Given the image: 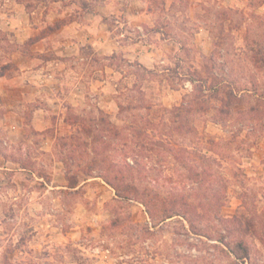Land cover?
Returning <instances> with one entry per match:
<instances>
[{
  "label": "rangeland",
  "instance_id": "rangeland-1",
  "mask_svg": "<svg viewBox=\"0 0 264 264\" xmlns=\"http://www.w3.org/2000/svg\"><path fill=\"white\" fill-rule=\"evenodd\" d=\"M4 9L9 26L25 21L38 30L18 43L17 38L29 35L24 33L27 29L15 36L14 27L0 28V68L13 74L23 63L36 70H50L57 83L60 80L58 92L65 100V115L62 119L50 113L49 128L43 132L26 126L25 139L15 144L16 152L5 153L32 172L0 176V264H251L236 259L221 242L193 232L182 216L151 217L140 201L118 197L97 176L79 174L75 188L52 190L45 181L68 185L67 172L76 176L93 153L90 147L101 145L85 137L75 151L76 164L65 165L62 156L70 147L61 145L82 123L75 117H97L102 111L113 123L123 124L119 104L128 105L137 82L150 106L139 113L155 123L165 121L174 129L169 110L179 106L184 97L190 99L193 86H203V107L191 116L195 131L168 135L170 148L187 146L210 159L200 166L212 167L210 185L225 195L224 217L238 216L245 221L255 217L256 209L264 223V63L255 61L264 47V0H9ZM95 12L107 24L102 32L108 28L124 45L143 41L147 46L148 40L162 36L179 43L180 49L165 48V57L149 67L154 73L147 76L142 71L138 76L137 70L143 69L135 64L147 67V63L124 50L102 56L89 43H80L68 52V42L78 40L79 30L65 26L72 21L87 22ZM202 36L209 39V54L196 43ZM45 37L41 50L34 43ZM212 53L214 59L204 57ZM232 87L243 104L228 117L220 116L217 108L222 93L214 96L213 91ZM73 88H80L77 105L66 99ZM38 104L46 105L44 101L26 104V122ZM251 105H257V110L243 111ZM3 113L0 107V116ZM47 136L52 140L50 152L41 148ZM153 137L157 135L153 133ZM0 141V151H4L8 146L2 137ZM107 152L108 159L114 160V148ZM140 160L145 166H135L130 180L140 189L162 195L179 190L192 201L193 196H200L198 182L189 177L186 164L166 147H157L149 158ZM128 161L133 164L131 157ZM33 196L41 204H33ZM204 216L199 223L203 234L213 235L219 229L225 232L213 215ZM246 241L253 248L252 262L264 264V242L249 236Z\"/></svg>",
  "mask_w": 264,
  "mask_h": 264
},
{
  "label": "trees",
  "instance_id": "trees-1",
  "mask_svg": "<svg viewBox=\"0 0 264 264\" xmlns=\"http://www.w3.org/2000/svg\"><path fill=\"white\" fill-rule=\"evenodd\" d=\"M262 48L264 47H260V50L257 52V58H255L256 64L258 65L264 63V50ZM116 53L118 52L111 55L115 56ZM204 57H213L214 59L215 54L212 53L210 56ZM135 64L143 69L137 70L138 76H147L154 73V70L140 62H136ZM0 73H4V68H0ZM132 92H135V94L132 95V99L128 105L119 104V116L124 121L123 124L113 123L110 119L106 118V115L102 111H100L97 117H75L77 121H81L82 123L75 128L74 132L65 136V139L68 138V140H65V143L61 145L62 147H70L68 150L63 148L65 156H62V161L65 165L68 167V164L71 166L76 164L74 162L76 161L75 151L85 137L101 145L90 147L93 153L87 160V165L82 169H78L76 176H70L67 172L66 178L69 184L66 186L77 187L79 185V180L77 179L79 174L97 176L111 186L118 197L125 200L136 199L140 201L146 207L151 217L166 219L174 215L182 216L190 223L193 232L221 242L236 259L254 264L252 262L253 248L246 241V237L249 236L253 241L258 240L264 242V223L261 220V215L255 209L253 210L255 217L246 219L245 221H243L242 217L238 216H233L232 218L224 217L221 214V208L224 205L225 195L220 194V190L214 188V185H210L213 177L212 167L209 164L205 168L200 166V164H203V161L210 159L204 154L200 155L197 150L196 152L194 150H188L186 148L187 146L178 150L175 147L170 148L169 145L170 138H167V136H173L174 131H184L185 133L195 131V128L192 126L191 116L203 107L200 100V98L205 96L203 86H193L191 98L187 99L184 97L179 106H175L169 110L174 116V121H172L175 124L174 129L171 125L166 124L165 121L155 123L143 117L139 111L150 108L145 92L138 86L137 82L133 85ZM213 93L214 96L217 95L216 93H222L219 99L221 105L217 108V113L220 116L228 117L233 113L238 104H243V99L234 87L223 92L217 89ZM135 110L138 112H134ZM256 110L257 105H251L250 108H246L243 111L251 113ZM239 111L242 112L241 110ZM125 112L127 113L123 115ZM153 133L157 135V138L153 137ZM61 139L64 140V138ZM162 146L172 152L176 158H181L190 172L189 177L196 179L198 182L199 189L197 194L200 196H193L194 201L190 199L191 196L179 190H171V192L162 195L160 192L148 191L146 188L140 189L134 183L130 182L135 176L131 170L135 169V166H145L140 158H143V156L149 158L152 150H157V147ZM112 147L114 148L115 156L114 160H109V153L107 151ZM129 157H131L133 164H130L128 161ZM198 160H200L199 164ZM21 166L27 168L24 164H21ZM95 170L97 175H93ZM71 171L69 170V172ZM221 189H224V187ZM204 193L206 194L204 195ZM199 197L204 199H200ZM207 214L213 215L219 222V225L224 226V233L219 229L216 232L217 234H203L205 232H203L200 224L201 220H204V215ZM231 235L234 237L230 241L227 240L226 237L228 238ZM254 244L253 242V246Z\"/></svg>",
  "mask_w": 264,
  "mask_h": 264
},
{
  "label": "crops",
  "instance_id": "crops-1",
  "mask_svg": "<svg viewBox=\"0 0 264 264\" xmlns=\"http://www.w3.org/2000/svg\"><path fill=\"white\" fill-rule=\"evenodd\" d=\"M8 1L9 0H6L4 3L1 2L0 4V28L6 29V27H14L17 33L15 36H19L20 31L27 29V32L24 33H29V35L23 36L21 39L17 38L18 43H23L30 37L35 36L37 33L33 32V30L36 31L38 29L34 28L33 24H30L28 27V24L25 21H19L16 24L9 26L8 19H6L7 12L4 9ZM21 13L22 12L17 13L16 17L20 18ZM12 15L14 16V14ZM100 16L101 15L98 14V12H95V17L87 22L72 21L65 26L68 28L74 26L77 28L76 30H79L78 40H69V45L67 44L68 46L66 48L68 52L72 53L74 51V46H78L80 43H89L99 55L109 56L115 52L124 50L130 57L138 58L139 61L147 63V67L149 68L155 66V62L165 57V48L175 49V51L180 49L179 43H176L169 38H163L162 36H159V38L153 37L152 40H148L147 46L143 41L124 45L111 35V31L108 28L105 32H102V29L106 28L107 24L101 20ZM98 28H100V30H98ZM46 40L47 37L40 39L35 42L34 45H37L36 47L41 49L44 47L43 44ZM208 42L209 39L205 36L196 40L197 45H202V51L205 54H209L211 51L210 47H208ZM72 44L73 46H70ZM58 81L59 82L57 83L55 75L50 70H36L29 64L23 63L21 64L20 70H15L13 74L8 73V71L0 73V107H3L4 109V113L0 116V137H2L3 143L8 146V148L4 150L5 152L0 151V176L10 174L15 177L19 173L31 175V169L22 167L15 160L11 159L9 155L6 156L5 153L11 154L12 151L16 152L15 144L25 139L27 130L26 126L33 127V129L38 132H43L49 128L50 113L57 114L64 119L65 107H63V102L65 100L62 99L58 92L60 80L58 79ZM71 90L72 91L68 93L66 99H68L71 105H77L80 101L77 100V91L80 90V88L77 90L73 88ZM37 101H44L47 106L39 104L35 105L30 120L26 122L25 113L23 112L26 104L36 103ZM41 148L45 152L51 151V136H47L43 140V146ZM54 181L55 180H52L51 182L45 181V184L52 190L60 187H67L62 183L54 184ZM15 199H17V197ZM30 199L33 204H41L38 197L33 196ZM35 209L36 212L39 213L37 208ZM36 212L33 210V214H36ZM66 234L70 235L71 233L67 231Z\"/></svg>",
  "mask_w": 264,
  "mask_h": 264
}]
</instances>
